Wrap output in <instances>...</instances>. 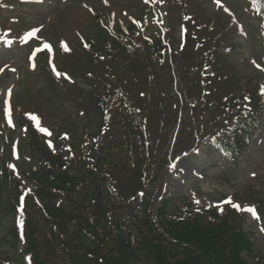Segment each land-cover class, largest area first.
Returning <instances> with one entry per match:
<instances>
[{
  "label": "rangeland",
  "instance_id": "374dc122",
  "mask_svg": "<svg viewBox=\"0 0 264 264\" xmlns=\"http://www.w3.org/2000/svg\"><path fill=\"white\" fill-rule=\"evenodd\" d=\"M53 1L56 6L54 7H35L31 5L26 6H18V12L26 15V22L30 27L37 26L39 24L46 23L48 17H52V20L49 22L47 28V33L45 34L47 37L50 35L58 40H65L62 44L72 48V52L66 54V56H62V54H58V57L55 58L53 65L59 64L61 67L62 64H65V67L69 70H74V68H80L89 66L88 56L80 49L81 38H79L76 34V31H82V33H86L88 36H84L86 39L88 37H94L93 29H98L97 21L95 22L93 17L88 14V10L81 5H78L76 0H69L66 4L60 5V3H56L58 0H48ZM188 7L186 6L187 11L190 12L191 15L194 16V20L197 21L198 24L205 22V18L201 17V11L210 15L211 19H214L216 23L222 19L223 21H227L230 23L231 15L228 13L226 9L223 7L217 6L214 0H186ZM230 1V0H227ZM89 5H93L97 11L104 12V9L101 7L99 0H87ZM111 3H114L115 6H112V9L115 10L118 14H121L123 11H128L132 13L137 11V8L140 9L139 3L136 0H110ZM228 3V2H227ZM238 3L241 6H244L242 0H238ZM52 6V5H51ZM174 7V6H173ZM164 8H171L170 4H166ZM14 11V10H13ZM11 8H7L6 10H2L0 12V24H5L9 20L8 17L13 15ZM121 11V12H120ZM117 15V14H116ZM133 16H139V14H132ZM249 20L250 25H256L257 30L259 31V23L258 21H253L249 16L247 18ZM221 20V21H222ZM95 26H94V24ZM28 26V28H29ZM205 26V24L203 25ZM248 31V27L246 28ZM238 42L240 44V49L234 53L229 61L233 64L238 65V70L243 74L252 73L253 69L251 67L254 64L250 63L248 58L254 56L261 58L263 51L260 52V48L258 47V42L255 43L254 40L250 39V42L245 39H240L236 36ZM53 41V40H52ZM12 48V47H11ZM14 49H9V51H5L0 56V66L5 64L6 62L12 60V57H16L15 54H19L18 59V67L20 69H26V51L24 49L19 48L18 45L13 47ZM2 50V48H0ZM65 59V60H64ZM192 61H197L195 57L192 58ZM45 64V61H43ZM46 65V64H45ZM43 69V68H42ZM46 69V67H45ZM36 74H28L26 70L24 76L22 75V82L18 84V74L15 76L13 74H5L3 76L2 83L4 81V88H9L10 86H15V96L14 101L20 107L25 105L33 106L37 102H43L44 105L49 106V110L45 111L46 116H49L47 122L43 120V127L47 130L54 131V134L48 138V142L54 141L56 139V145L54 146L55 150L59 151H67L69 149V141L65 137L60 136V131L58 129V125H63L64 121L67 129H75L79 128L81 132H85L84 128H82V124L84 121L82 120V116L78 109L74 108L71 103H67L66 108L63 109L60 107V104L64 101L58 97H61V90L65 93V90L60 86H56L51 77L44 73L42 70L40 71V66ZM45 75V76H44ZM254 80H264L263 74H249ZM6 76V77H5ZM255 77V78H254ZM79 84L87 88V85L84 83L83 79H78ZM24 84L22 87H20ZM136 89L133 92V98L137 102H140L138 96H143V92H146L145 89L141 88V82L135 83ZM54 85V89L52 86ZM14 91V92H15ZM256 91V90H255ZM2 92L0 91V100L2 99ZM55 96V97H54ZM57 97V98H56ZM121 98L126 102V100L121 96ZM56 102H55V100ZM70 97H66V101H68ZM52 101L55 105H53ZM8 105V101H6ZM117 106H121L120 100L116 102ZM143 110L147 117V127L151 132V136L153 139V144L157 143L158 131L160 135L163 133L169 136V144L171 150V141L176 143L175 140L181 137H175L173 130L169 132H165L162 128L157 130V126L161 127V124L164 123L168 119L174 118L175 110L173 106L167 102L162 94L161 90L158 87H155L151 90L149 95L147 96L145 102L143 104ZM19 107V108H20ZM59 107L62 109L59 110ZM19 114V116H18ZM24 116L23 113H18L16 109V114L14 116V120L19 122V117ZM80 116V118H78ZM174 121L171 122L173 124ZM46 124V125H45ZM95 126V125H94ZM92 126L89 128L90 132L95 134V139L91 142H87L88 148H93L95 145V152L99 155L103 154V150L112 144L114 140H116V135L112 133L109 129H104L102 132L95 133L98 128ZM49 127L50 129H48ZM144 130V127L142 128ZM45 134V132H43ZM180 134V131H179ZM22 136V135H21ZM20 137V136H18ZM21 138V137H20ZM3 143L1 146H7V142L1 139ZM23 144H26L23 143ZM57 146V147H56ZM14 148L12 149V151ZM30 152V151H29ZM170 152V153H171ZM9 156V149L5 152V158ZM219 155L214 151L208 149L207 147L203 148L198 155L197 159H185L182 160L179 164L168 167L164 170L162 177L159 180L152 181L150 183L149 188L152 190L153 203L150 205V211H153V219L155 213V206L158 201L163 197L165 199L170 194L172 198H174L173 202L178 206L179 199L178 196L182 195L183 192L186 193L188 197L191 199L198 197L204 199L205 201H211L215 203V206L218 209H221L224 206L223 198L230 196L231 194L236 195L237 200L242 203H252L254 201L261 202L262 211L264 213V169L261 170L257 165L252 166V161L254 159H250V155L245 157V160L242 161L240 166H235L232 170H226L222 167V162L218 158ZM27 161L31 162V158H26ZM241 162V161H240ZM258 164H262L263 162L257 161ZM178 164V166H177ZM264 164V163H263ZM10 167L12 170H16L12 163H10ZM115 174H117L120 180H125L127 182L132 181V179H128L126 174H122L119 170H113ZM195 172L199 175H203V178H199L195 176ZM257 173L256 178H251L253 173ZM17 180H22L25 182L27 188H33V183L28 180L19 177V172L16 174ZM10 180V178H9ZM14 181V179L12 180ZM10 181L3 184V187L0 190V246L2 249L0 250L6 256H11L12 254V243L10 241V233L12 231V222H13V209H12V195L14 191V184H9ZM167 185V186H166ZM167 190V191H166ZM238 204V203H237ZM230 210V208H228ZM239 211V210H238ZM246 213V212H245ZM245 220H239L236 217L232 218L233 221L236 220L234 224L241 226L243 230L246 232H251V239L254 243V256H249L241 254L240 256H245V259H249L252 263L256 262L254 260L255 257H263L264 256V236L261 235L259 226H257L256 221L249 219L247 216H244ZM264 224V217H263ZM218 228V227H215ZM192 229V228H190ZM186 230L188 232L176 233L172 238L177 241H182L183 243H189L196 247L197 243L192 238L196 236V230L192 232V230ZM212 231H204L197 232L198 234H213L217 229H213L210 227ZM221 232L226 233V228H219ZM179 232V231H178ZM218 232V231H217ZM193 235V236H192ZM149 237V236H148ZM146 238V237H145ZM153 242L148 244H144L142 247L140 246L139 252L147 258L149 261H152L151 253L154 249L159 250L160 248H156L153 246ZM218 242H214L213 248L217 246ZM159 245V243H158ZM203 254L206 257V263L212 264V259H215L216 255H211V251H205L201 248ZM217 251V250H216ZM215 251V252H216ZM213 254V252H212ZM258 264H263L264 260H258ZM217 262V261H216Z\"/></svg>",
  "mask_w": 264,
  "mask_h": 264
},
{
  "label": "trees",
  "instance_id": "16d2710c",
  "mask_svg": "<svg viewBox=\"0 0 264 264\" xmlns=\"http://www.w3.org/2000/svg\"><path fill=\"white\" fill-rule=\"evenodd\" d=\"M115 125L117 129H120V125L115 118ZM124 147H133V143L136 142V139L138 138L134 134H130V131L126 130L124 131ZM132 145V146H131ZM135 145V144H134ZM76 183V182H75ZM58 186L61 188H65L61 181H58ZM95 188L96 186H93ZM91 193H89L90 195ZM44 202H46L43 199ZM54 199L49 198L47 202H50L53 204ZM49 203V204H50ZM54 205V204H53ZM50 214L53 217H60L62 215L60 210L54 209L52 206L48 207ZM76 219V218H75ZM162 223H164L162 218ZM192 226V232L197 231L201 232L204 231H211L210 226H207L205 224L195 222L191 224ZM151 231L149 232V237L147 236V242L151 243L154 241L153 246L156 248H160L159 250L154 249L151 253L152 261H149L147 258L142 256V258L138 255L137 250L130 245L127 239H124L122 236H119V238H116L113 240V246L110 249V246L108 244V249H110L109 255H104V261L107 264H209L206 263V257L203 254V251L201 248L205 251H211V255H217L215 259H212V264H245L243 260L240 257L239 250L245 248V243L243 241H238L233 237H229L227 233L221 232L218 230L219 228L213 227V229H217L215 233L213 234H198L196 233L195 237H192L196 243V247L189 243H183L180 241V243H171L168 242L167 245H164L162 243V239H164V236L161 233H156L151 227ZM165 229L166 231H170V235L173 236V234L181 233V232H188V231H179L172 229V227L169 224L165 223ZM218 231V232H217ZM212 232V231H211ZM144 234V232H143ZM155 235V237L153 236ZM167 235V234H166ZM169 236V235H168ZM193 236V235H192ZM218 242L217 246L213 248L214 242ZM167 242V240H166ZM159 243V245H158ZM217 250V251H216ZM216 251V252H215ZM213 252V254H212ZM100 253H97L96 255H99ZM217 261V262H216ZM93 264H98V261H94Z\"/></svg>",
  "mask_w": 264,
  "mask_h": 264
},
{
  "label": "snow or ice",
  "instance_id": "6c2138e0",
  "mask_svg": "<svg viewBox=\"0 0 264 264\" xmlns=\"http://www.w3.org/2000/svg\"><path fill=\"white\" fill-rule=\"evenodd\" d=\"M217 3H219V0H217ZM34 35H35V32H29V33L27 34L28 38H30V37H32V36H34ZM44 47H45V48H48V49L51 48V46H50V45H47V44H45ZM85 47H88V45H85ZM65 50H68V49H67V45H65ZM254 63H255V62H254ZM257 67H259V65H257ZM12 71H15V69H12ZM53 71L56 72V69H55V66H54V65H53ZM56 75H57V76H60L61 73L56 72ZM69 79H70V78H69ZM8 114H9V119H11V109H9V113H8ZM32 118H33V119H36V117H32ZM41 131L48 132L47 129H41ZM48 135H51V133L48 132ZM173 167H174V166H173ZM197 203H199V201H197ZM228 203H231V200H229ZM232 206H233L235 209L239 210V211H245V212L251 214V216H252L253 218H255V219H259V216H258V214H257V210H256V208L253 207V206H249V207H246V208H241V206H240L239 204H233Z\"/></svg>",
  "mask_w": 264,
  "mask_h": 264
}]
</instances>
